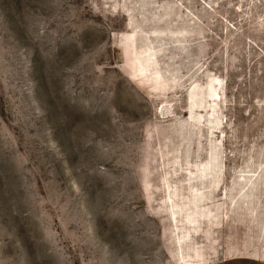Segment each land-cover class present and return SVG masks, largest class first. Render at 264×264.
I'll use <instances>...</instances> for the list:
<instances>
[{
    "label": "rangeland",
    "instance_id": "374dc122",
    "mask_svg": "<svg viewBox=\"0 0 264 264\" xmlns=\"http://www.w3.org/2000/svg\"><path fill=\"white\" fill-rule=\"evenodd\" d=\"M0 264H264V0H0Z\"/></svg>",
    "mask_w": 264,
    "mask_h": 264
}]
</instances>
